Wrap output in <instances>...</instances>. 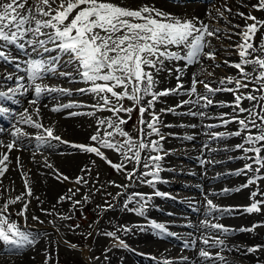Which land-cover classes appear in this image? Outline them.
Listing matches in <instances>:
<instances>
[{"label":"bare ground","instance_id":"obj_1","mask_svg":"<svg viewBox=\"0 0 264 264\" xmlns=\"http://www.w3.org/2000/svg\"><path fill=\"white\" fill-rule=\"evenodd\" d=\"M2 2H5V0H0V3ZM113 2L132 7L144 4L153 5L182 19L196 17L211 29H219L218 37L208 38L210 44L205 49V51L211 50L215 54V60L202 56L199 63L188 67H184V62L181 61H166L165 70L157 75L159 83L156 90L175 88L177 85L176 75L178 74L181 75L180 82L183 83L185 89L191 87L194 73L198 79L204 80L213 88L220 87L219 81L226 77H232L233 80L239 78V71L231 66L240 61L238 49L235 45L241 42V37L236 34L243 30L246 23L251 24L252 21H246L238 13L251 14L257 17L258 20L264 21V10L258 11L252 7V5L258 3V0H216L213 3L211 0H113ZM33 3L34 0H29V5ZM226 9H231V12ZM220 13H223V16ZM235 25L240 27H235ZM262 38H264V28L256 34L253 43L259 45ZM223 48H235L236 51L228 53L229 50ZM28 50L31 49L29 48ZM4 51L8 55L15 52L12 46L4 48ZM217 54H220V56ZM259 54L257 53V55ZM175 62H180L179 67L183 69L182 73L175 72ZM220 64L221 66H219ZM168 69L173 71L170 73ZM245 70L252 72V66H247ZM13 72V66H9L0 60V79L4 77V74H13ZM61 77L63 79L60 82L80 80L75 75H73L74 79L67 77L64 80L65 77ZM11 81H15V78ZM20 83L29 88L27 91L29 96L33 95L36 98L34 90L30 88L32 83H30L28 77H24V80L20 81ZM52 84L53 82L43 83L42 85L56 88L57 84ZM0 86H4V89L12 87L10 82L5 81L0 82ZM223 86L235 87V84H225ZM258 86L253 82L249 84L248 89L242 88L240 92L246 93ZM197 89L201 95H210L202 84H198ZM254 94L260 95L258 92ZM91 96V94H82L78 98H68L69 95L53 92L43 94L36 104H31L30 100H26L17 110L15 117H13L14 124L3 129L0 141H3L4 144L11 143L15 139L11 135L15 128H20L27 135L21 136L18 139L17 146L10 152L4 147H0V158L5 153L9 157L3 164H0V168H6V171L0 176V208H3L4 204L9 200L26 192L25 181L27 180L33 192V196H25L24 198L25 202H30L26 213L27 219L25 220L23 217L16 215L17 211L22 207L20 202L15 205L10 204L9 211L12 214L11 219L17 222L22 231L30 234V239L34 238V243L30 246H25L18 252H10L7 246L0 242V247L4 248V251L0 252V264H61V260L65 258H62L63 253L66 258L77 259L78 253L75 252L77 247L84 248L80 253L81 264H84L83 259H86L88 264H135L134 261H138L140 264H166V262L167 264H213V260H206L199 255L201 250L208 251L213 257L219 253L226 259L228 264H264V209L256 212L257 216H249L253 213H248L244 209L250 204L242 205L232 202L234 197L241 196L245 190L251 191L250 197L254 191L264 192V179L249 185V189H247L248 187L240 188L242 189L241 193L230 190L228 195L220 196L218 192L220 184L227 186L230 183H235L241 187L247 183L243 182L250 177L264 175V169L261 170V173L248 172L246 175H237L235 173L236 177L233 179L216 182V179L226 176L223 173L231 170L225 164L228 159H235L234 164L238 170L243 169L245 164L252 163L247 158L252 156V153H245L242 149L236 148V145L243 143L246 133L242 131L240 136L229 135L237 131L240 125L236 122H230L226 125L222 124V114H228L223 116L224 120H229L231 115L234 114L232 107L234 101L233 93L217 92L214 95H210L213 105L207 107H204L205 101H200L196 105H185L177 108L176 114L161 113L163 124L159 126L160 132L163 134L166 131L169 132V135H165L163 140H159L156 135H152L147 139L159 140L162 150L159 153L145 151L141 154L142 157L160 155L162 159L158 162L159 167L166 165L164 161L166 153H164V150L171 151L176 159L184 160L181 162L182 167L180 168L182 169H174L171 172L188 175L187 183L184 179L179 178L164 182L162 185L171 189L174 187L179 188L175 191H166L167 195L174 194L176 197L168 196L177 199L174 200L176 207L180 205V199L178 198L185 196L187 199L192 195L190 201L193 202V205H191V208L195 214L191 215L193 220L188 222L183 219L168 217L177 213L175 209L170 214V212L165 211V206H161V208L154 207V203H151L152 200L146 192V188L153 184L149 185L140 182L143 179H152V177H140L129 181L125 176L124 178L111 177L107 180L104 176V170H107L110 174L111 169L114 168L105 160L94 154L73 150L74 148L69 144L50 141L51 146H49L48 143H42L36 137L42 134L43 130L36 129L22 122L21 114L25 116L30 114L34 120L43 123L45 127H53L55 135L60 136L63 141L90 145L92 142L89 138L96 132L97 120L111 117L112 113L109 111H97L93 115L81 114L75 116H70L68 113L93 112V109L88 106L96 103V100ZM190 98L196 99L195 96L189 97L183 94L164 97L162 102L155 105V110L159 111L161 108L174 107L181 100ZM147 99H150V97L145 98L142 103H146ZM0 100L4 101L2 98ZM62 100L67 104L75 101L83 105V107L53 111L54 107L63 105L60 104ZM241 107L251 108L252 102L244 100L241 103ZM36 108L40 109L38 116ZM190 108L192 111H203L205 115L203 117L187 115L186 113H188ZM25 109L28 110L27 113H25ZM257 110L259 109L257 108ZM239 115L240 118H243L247 113ZM144 118L146 120L150 119L147 114H145ZM193 125L195 127H192ZM208 125H215V127L209 128ZM214 132L223 133V136L214 138L211 135ZM137 136L139 134L134 135V137ZM188 137H192V139H188ZM171 142L177 145H170ZM245 147H248V145H245ZM102 151H104L107 159L113 163H120L123 159L122 156L113 150L102 149ZM149 163L151 164V161ZM142 164L143 161L139 166V172L146 171ZM185 166L189 169H183ZM134 167H137L134 163L127 164L128 171H131ZM256 167L257 165L253 164V168ZM82 168L90 169V175L83 173L81 171ZM56 171L69 177V179L67 181L57 180ZM219 172H222L220 176L218 175ZM168 173V170L159 168L157 175L163 174L167 176ZM79 176H85L89 183L87 185L75 183L76 178ZM111 181L119 185L130 184L131 186L127 189L117 188L110 183ZM77 188L79 191L73 197V200H60L61 197L71 194L69 189L76 190ZM103 190L107 194H111L107 203L112 204L113 207L107 208L105 204L102 211L89 212L87 219L81 221V224L87 223L82 228L85 233L83 235L80 230L73 229L70 226L73 221V214H76L79 209H87ZM187 190H195L196 192L190 193ZM118 192L124 193V195L117 197L116 194ZM134 192L143 193L146 197H149L147 203L143 204L140 198L137 197L125 208L124 205L128 200V196ZM223 193L225 192L223 191ZM85 196H87L86 201H84ZM261 198L257 196L254 199L260 200ZM250 199L251 203H253V198ZM76 200L82 201V203L74 205L73 201ZM207 200H212L213 204L218 206V209L230 208L232 212L224 213L219 210L210 212ZM220 203H223V205H218ZM142 205L144 214L140 215L134 209H139ZM261 208H264V205H261ZM236 215L241 216V219L247 217V221L242 225L235 224L233 227L225 225L229 229L235 230L228 233L230 237L223 236V234L211 227H204L205 223L221 224L222 219L219 218L220 216L232 218ZM33 216L39 217V220L32 219ZM146 218L150 222H146ZM153 222L163 224L167 229L166 232L160 234V240L158 237L160 231L152 228ZM147 223L150 225L148 226ZM254 225H257V227L253 228ZM175 226L189 227V236L186 237L184 243L174 237L172 232L180 230V228ZM125 229L128 230L125 231ZM241 229L252 230L241 231ZM109 232H114L116 234L115 237L106 235ZM214 237L224 241L223 250L219 247L211 246L214 242ZM205 238L209 240L207 245L203 243ZM120 241H123L126 247L120 246ZM165 241H172L178 245L184 244L185 247L180 248ZM72 242L76 246L75 248L69 244ZM256 246H260L256 251H247V249ZM121 248H125L126 251L123 252ZM128 248L142 252L144 255L129 252L136 256L133 257L128 253L130 251ZM214 264H221V261L215 260Z\"/></svg>","mask_w":264,"mask_h":264},{"label":"snow or ice","instance_id":"obj_2","mask_svg":"<svg viewBox=\"0 0 264 264\" xmlns=\"http://www.w3.org/2000/svg\"><path fill=\"white\" fill-rule=\"evenodd\" d=\"M252 7L258 11L264 10V0H258V3ZM226 10L231 12V9ZM220 15L223 16V13ZM238 15L246 21H252L251 24L246 23L243 30L236 34L241 37V42L235 45L240 61L231 66L239 71V78L233 80L232 77H226L219 81L220 87L213 88L209 83L198 79L194 73L191 87L185 89L183 83L180 82L181 75L178 74L176 75L178 83L175 88L156 90L159 83L157 75L165 70L166 61H183L184 67H188L199 63L202 56L215 60V54L211 50L205 51V49L210 44L208 38L218 37L219 29H211L196 17L182 19L147 4L132 7L114 3L113 0H34V3L29 5V0H5V2L0 3V49L15 46L27 54V49L30 48L32 52L41 56L43 53H57V55H49L47 59L26 61V72L28 79L32 82L36 97L30 103L36 104L45 93L58 92L72 95L70 89L53 88L36 83L37 80H42L47 73H58L60 76L74 79L71 72H58L57 66L61 64L62 56H67L68 59L64 63L74 64L79 79L88 85L86 88L77 89V92L91 94L96 100V103L88 106L93 109V112H69L68 114L70 116L93 115L97 111L112 113L111 117L97 120L96 132L89 138L92 142L90 145L71 144V142L63 141L60 136L55 135L53 127H45L43 123L34 120L30 114L27 116L21 114L22 122L43 130V133L36 137L42 143H48L49 146H51L50 141L69 144L79 151L94 154L105 160L118 172H124L129 181L140 177H152V179L140 181L152 185L154 180L158 178V162L162 157L158 154L142 157L141 154L145 151L159 153L162 150L159 140H163L164 136L159 128L163 124L160 114H176L177 108L185 105H196L200 101H205L204 107H207L213 105L210 95L217 92H231L234 94L232 104L234 114L229 120L223 119V116L228 114H222V124L238 123L240 128L229 135L240 136L242 131L246 133L243 143L236 145V148L242 149L245 153L253 154L247 157L252 163L245 164L244 168L238 170L236 174L261 173V170L264 169V155H262L264 153V103H262L264 101V38L260 40L259 45H255L253 39L264 28V21L258 20L251 14L238 13ZM235 27L239 28L240 26L235 25ZM257 53L260 54L257 55ZM0 59L5 62H16L17 68L20 67L16 58L10 57L3 50H0ZM249 65L252 66V72L245 70ZM168 71L171 73L173 70L168 69ZM182 71L183 69L180 68L175 69L177 73H182ZM23 80V76L17 77L19 88H23L27 92L28 88L20 83ZM253 82L259 86L246 93L240 92L242 88L248 89L249 84ZM233 83L235 87L223 86ZM198 84H202L210 95H201L197 89ZM257 92L260 93L259 96L254 94ZM182 94L189 97L195 96L196 99L181 100L174 107L161 108L159 112L155 110V105L162 102V98ZM147 97L150 99H147L146 103H142ZM126 99L133 102V107L124 106L123 101ZM244 100L251 101L252 107H241ZM80 107L83 105L72 101L56 106L52 110L61 111ZM135 108H138L139 111L138 123L140 125L138 128L139 136L137 137H133L124 130L122 126L126 125L128 120L121 116V113L131 114ZM27 111L25 109V113ZM39 112L40 109L36 108L37 116ZM242 113H247V115L240 118L239 114ZM145 114L150 119L146 120ZM186 114L201 117L205 115L203 111H192L191 108ZM208 127L212 128L215 125H208ZM11 135L15 138L11 143L4 144L3 141H0V147L6 148L8 152L12 151L17 146L18 139L21 136H26L27 133L22 132L20 128H15ZM152 135L158 136L159 140H148L147 138ZM211 135L218 138L223 136V133L214 132ZM188 139H192V137H188ZM102 149L113 150L123 159L120 163H113L107 159ZM8 158L7 153L3 154L0 158V164H3ZM142 161V166L146 171L139 172ZM128 163H134L137 167L128 171ZM253 164L257 167L253 168ZM5 171L6 168H0V176ZM81 171L90 175L88 168H82ZM55 175L57 180L67 181L69 179L58 171ZM260 179H264V175H254L241 188L255 184ZM75 183L87 185L89 180L85 176H79ZM110 183L117 188L127 189L131 186L130 184L119 185L114 181ZM25 188V193L9 200L3 208H0V242H3V245L7 246L10 252H18L25 246L34 243V238L30 239V234L22 231L17 222L11 219L12 214L9 211L10 204L15 205L20 202L22 207L16 215L27 219L26 213L30 202H25L24 198L25 196H33L27 180L25 181ZM78 191V188L76 190L69 189L71 194L61 197L60 200H73ZM223 191L227 193L230 190L225 189ZM122 195L124 193L118 192L116 194L117 197ZM155 195L163 194L156 192ZM257 196L262 198L255 200L254 198ZM137 197L143 204H146L149 199L143 193L134 192L128 196L124 207L127 208L128 204ZM250 198H253L254 202L247 206L244 211L248 213L260 212L261 205H264V192L254 191ZM37 199L39 198L37 197ZM86 200L87 196L84 197V201ZM73 203L80 205L82 201L76 200ZM207 205L210 212L213 210L224 213L232 212L230 208L218 209L212 200H207ZM106 207L112 208L113 205L106 202ZM134 211L143 215V205ZM32 219L39 220V217L33 216ZM204 227H211L224 235L235 231L219 223H205ZM255 227L257 225L253 226V228ZM152 228L161 232L167 231L165 225L160 223L153 222ZM127 230L125 229V231ZM251 230L241 229V231ZM106 235L115 237L116 234L109 232ZM213 241L212 247H219L223 250V240L214 237ZM203 243L207 245L209 240L205 238ZM120 246L126 247L123 241H120ZM72 247L75 248L76 246L72 245ZM259 247L249 248L247 251H256ZM3 251L4 248L0 247V252ZM199 255L206 260H213V264L215 260L221 261V264H228L219 253L213 257L208 251L201 250Z\"/></svg>","mask_w":264,"mask_h":264},{"label":"rangeland","instance_id":"obj_3","mask_svg":"<svg viewBox=\"0 0 264 264\" xmlns=\"http://www.w3.org/2000/svg\"><path fill=\"white\" fill-rule=\"evenodd\" d=\"M223 49H227L229 50L228 53H231V52H235L236 49L235 48H223ZM220 56V54H217ZM183 62V61H181ZM177 66L180 65V62H175ZM221 66V64L219 65ZM119 90V89H118ZM123 104L125 107H133V102L132 101H129V100H124L123 101ZM123 118L128 120L127 124L126 125H123L124 129L126 131H128L133 137L135 135V133L137 132L138 133V128L140 127L138 121H139V111H138V108H135L133 110V112L131 114H126V113H121ZM129 115H130V119H129ZM231 152V151H230ZM234 160L233 161H230L228 162L229 164H233ZM235 166V164H234ZM233 168V167H232ZM236 169H238L236 166L234 168V172H236ZM120 175V176H118ZM104 176L106 177L105 179L109 180L111 177H121V178H124L125 177V173L124 172H115L113 169H111V173L109 174L107 172V170H104ZM232 175H229L228 177L224 178V179H227V178H231ZM184 177V176H183ZM222 179V180H224ZM232 188L231 186H229V189ZM234 188H238V187H233ZM241 193V192H240ZM224 195H227L228 193H222ZM110 197H109V194L106 193V191H102L101 193H99V196L97 199L94 200L93 204H91L87 209H80L79 211H77L78 213L76 215L73 214V221L72 223L70 224V226L72 228H77L80 230V232H83L82 230V227L85 225H87V223H82L81 224V221H85V219L89 216V212H98V211H102L106 202L109 201ZM228 202V201H226ZM233 203H240L242 205H249L251 204V199H250V191H244V193L239 196V197H234L233 200H232ZM218 205H223V203H220ZM264 208H261V210H263ZM187 212V211H186ZM188 213V212H187ZM256 212H254L253 214L249 215V216H255ZM257 216V215H256ZM171 217H175V216H172ZM247 217L245 219H241V216L239 215H236L232 218H227V217H224V220H222V223L223 225H231L233 227V225H242L244 223H246V220ZM78 226V227H77ZM83 235H85V233L83 232ZM181 235H184V234H181ZM225 236H229L228 234H226ZM157 242V241H155ZM154 242V243H155ZM82 247H81V251H82ZM77 252H80V251H77ZM65 258H63L61 260V264H81L80 263V259H82L78 253L77 255V259H70V258H66V255H64ZM80 258V259H79ZM84 264L86 262H83ZM87 264V263H86ZM139 264V263H138Z\"/></svg>","mask_w":264,"mask_h":264}]
</instances>
